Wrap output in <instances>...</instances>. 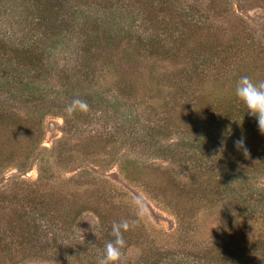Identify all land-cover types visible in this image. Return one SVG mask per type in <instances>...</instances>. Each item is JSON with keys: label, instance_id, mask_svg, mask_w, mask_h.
Instances as JSON below:
<instances>
[{"label": "rangeland", "instance_id": "374dc122", "mask_svg": "<svg viewBox=\"0 0 264 264\" xmlns=\"http://www.w3.org/2000/svg\"><path fill=\"white\" fill-rule=\"evenodd\" d=\"M34 1L0 0V41L23 46L40 57L42 66L40 71L20 68L16 59L5 61L8 56L0 52V103L18 116H33L42 130L27 157L0 169V201L1 194L19 193V187L32 194L41 190L44 196L41 205L23 208L40 219L35 222L38 234L31 231L32 239L22 253L10 244V253L0 264H100L105 244L113 240L112 224L125 220L136 224L139 237H123L119 264H264V208H260L264 206L257 208L262 215L241 222L253 241L257 237L263 246L245 258L223 262L210 255L207 262L201 253L211 249L232 223L228 200L236 195L230 192L212 205L182 198L185 206L178 211L170 193L172 181L185 186L194 179L193 162H186V157L204 156L201 172L207 173L215 166L213 154L238 150L235 141L243 138L248 149L246 138L258 127L257 121L230 125L218 121L193 135L174 126L153 130L180 108L176 79L169 75L175 70L172 60L153 55L156 46H171L182 29L180 19H185L198 22L221 41L239 35L255 50L264 48V0H69L55 32L46 30L52 22L45 11L31 12ZM42 13L44 21L39 18ZM162 21L165 32L159 29ZM145 41L149 44H142ZM87 49L93 51L88 53L93 59L99 53L97 61L88 59ZM209 56V67L202 66L206 76L220 73L224 78L236 70L231 59L220 64L213 54ZM124 71L142 85L136 97L116 91ZM30 81L32 85L24 86ZM74 100L88 105L84 115L77 110L80 121L66 111ZM91 140L98 146H88ZM236 169L237 173L227 166L221 170L231 178L226 189L264 198V176L251 177L240 166ZM46 188L79 195L87 207L70 224L51 223L48 216L55 217L57 210L49 209L44 216ZM137 202L147 209L143 217L138 216Z\"/></svg>", "mask_w": 264, "mask_h": 264}, {"label": "trees", "instance_id": "16d2710c", "mask_svg": "<svg viewBox=\"0 0 264 264\" xmlns=\"http://www.w3.org/2000/svg\"><path fill=\"white\" fill-rule=\"evenodd\" d=\"M34 2L36 6L32 8L31 12L38 14L42 9L45 11L46 18L52 22L50 23L51 26L46 30L52 29L54 32L55 29L59 30L61 27L60 21H63L64 13L61 10L63 5L70 1L35 0ZM44 15L43 13L40 14L41 17L39 18L43 20ZM180 20L182 29L178 31L177 37L171 46L159 44V47L157 45L153 50V55L165 58L166 61L167 59L172 60L171 64L175 70L169 75L174 80L176 79L175 84L178 96H180V108L176 112L172 111V114L163 120V126L156 125L153 130L157 132L159 131L157 129H164V127L168 129L174 126L176 130H184L182 132L193 135L218 121H221L224 125H230L233 122H237V124L246 121L253 122L255 118L250 117L246 113V109L236 100L234 87L236 81L242 75L249 76L254 82L264 81V48L255 50V48L247 45L244 37L239 35L232 37L230 40L221 41L213 36H209L203 26L198 25V22L186 21L185 19ZM161 24V28L159 29H163V32H165L167 26L165 21H162ZM142 44L148 45L149 41H145ZM172 45L174 46L172 47ZM141 47L144 48L143 45ZM0 52L8 56L5 61L9 58L10 62L16 59V64L20 68L31 66L40 71L42 67L39 66L41 63L40 57L33 56L23 46L7 45L0 41ZM92 52L91 49H87L85 54H87L88 59L97 61L100 56L99 53L93 54V59L88 55V53ZM236 52H238L237 55ZM210 53L216 57L220 64H225L228 59L232 60V65L236 63L234 73L230 72L233 74H230V76L224 75V78L220 73L206 76L202 71V66L204 68L209 67ZM124 59L122 63L125 64L126 62H123ZM213 61L211 60V62ZM227 68L229 66L225 68L226 70L223 69L225 70L224 72L228 70ZM127 72L124 71L117 80L116 91L124 97H136L142 85L137 81H133ZM23 84L24 86H28L32 85V82H23ZM77 110L71 115L74 121H80V115L77 114ZM81 114L84 115L83 111H81ZM65 120L66 127H70L72 125L71 121L66 118ZM41 135L40 123L33 116H18L17 113H14L0 103V169L9 163L15 162L20 157H27ZM246 139L251 144L246 150L247 154H245V151L238 150L233 153L227 151L215 153L213 155L216 157L212 159L215 165L213 166L214 169H210L207 173L205 171V174L201 172L204 156L194 160L191 157H186V162L188 160L193 162L194 179L189 185L185 186H179L174 181L171 183L170 193L175 198L174 205L178 211L185 206L182 204V198L189 199L192 204L212 205L219 200H223L225 195H230V192L232 195H236L228 200L231 213L234 217L232 223L228 224L222 231V235L217 237L216 244H213L214 246L211 249L201 253L200 258L207 262L210 260V255H215L214 257L218 256L215 259H220L223 262H229L235 258H245L250 255L252 249L263 246L260 239L257 242V237L256 242H254L248 233V228L241 224L248 217L254 218L255 214L262 215L257 208L264 206L263 196L250 193L244 197L240 193H237V191H230L229 188L226 189L231 185V178H227L226 173L221 171L227 166L237 173V169L239 168L236 169V167L240 166L246 172V175L251 177L255 175L264 176V134H261L258 127H255L252 134ZM96 144L91 140L88 146L97 147L98 145ZM168 152L170 153L171 151L169 150ZM191 156L195 157L194 155ZM165 179L171 182L169 178ZM22 189V187H19V193H12V190H10L6 194H1L0 203L2 202L3 204L1 203L2 205H0V260L10 253V249L8 248L10 244L18 246L19 253H22L26 243H30L28 240L32 239L31 231L37 232V234L39 231V227L35 222L40 221V219L32 215L31 211H26L23 208L29 206V209H32V205H41V198L44 195L41 193V190L32 194V192ZM44 193L46 196L49 195L46 203L43 205L44 216L48 214L49 209L57 210L55 217L47 215L51 223H72L79 218L82 207L87 203L86 201H83L86 203L81 202L78 197L79 195L72 196L68 193L61 195L60 192L53 193V191L51 193L48 191V188L45 189ZM55 194L57 195L55 196ZM51 199L52 202L50 201ZM251 201L255 203V207ZM24 202L26 205H24ZM28 202L30 204L27 205ZM59 229L62 230L64 228L60 227ZM137 229L136 224L131 221L128 230L123 232V237L129 240L138 239L139 234L137 233ZM109 233L111 234V231ZM3 237L7 239L5 240ZM51 240L53 241V239ZM167 256L163 255V260H167ZM142 264L152 263L147 262ZM153 264H158V262H154Z\"/></svg>", "mask_w": 264, "mask_h": 264}, {"label": "clouds", "instance_id": "9594fccd", "mask_svg": "<svg viewBox=\"0 0 264 264\" xmlns=\"http://www.w3.org/2000/svg\"><path fill=\"white\" fill-rule=\"evenodd\" d=\"M234 95L236 100L246 109V113L255 118L257 121L258 129L261 134H264V81H253L247 75H242L235 83ZM88 105L81 100H74L73 103L66 109L69 116L74 111H87ZM236 149L244 148V140L241 138L234 142ZM138 216L143 217L146 215L147 209L143 204L137 202ZM129 228L128 221L114 222L112 224L111 235L113 240L107 242L104 246L103 257L100 264H119L121 258V249L125 245L123 239V232Z\"/></svg>", "mask_w": 264, "mask_h": 264}]
</instances>
